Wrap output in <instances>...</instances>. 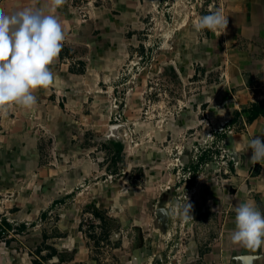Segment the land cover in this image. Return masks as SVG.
I'll return each instance as SVG.
<instances>
[{"label": "crops", "instance_id": "0c3cea01", "mask_svg": "<svg viewBox=\"0 0 264 264\" xmlns=\"http://www.w3.org/2000/svg\"><path fill=\"white\" fill-rule=\"evenodd\" d=\"M209 3L212 11L219 9L228 17L226 32L219 37L199 32L174 67H187L190 94L185 111L196 114V125L228 129L220 143L237 153L238 163L217 160L212 171L208 162L200 165L199 207L216 217L218 230L214 243L201 255L193 254L190 262L264 264V245L251 249L231 238L236 206L251 200L264 212V164H253L252 150H247L256 136L264 142V116L247 122L248 113L241 112L230 121L251 103H264V0ZM28 7L56 16L66 39L50 66L54 82L33 93L37 104L31 109L13 105L7 117L0 116V220L17 225L19 231L0 239V264L40 261L35 252L44 231H38V225L25 226L36 219L46 226L55 215L57 234L46 233V244L86 257L78 230L81 209L96 196L101 207L113 204L110 174L93 149L120 128L127 133L130 120L119 123L116 115L133 104L123 102L125 93H119V69L132 47L143 43L138 20L134 22L139 0H64L60 6L52 0H0L6 14ZM90 133L102 136L93 135V141ZM200 138L207 141L205 134ZM97 177V184L90 182ZM21 225L25 234L18 229Z\"/></svg>", "mask_w": 264, "mask_h": 264}, {"label": "rangeland", "instance_id": "374dc122", "mask_svg": "<svg viewBox=\"0 0 264 264\" xmlns=\"http://www.w3.org/2000/svg\"><path fill=\"white\" fill-rule=\"evenodd\" d=\"M209 2L139 0L134 22L138 20V38L143 43L132 47L119 69L123 77L119 93H125L123 102L133 104L128 112L117 114L119 123L130 120L127 133L120 128L93 149L111 175L112 195H107L112 197V207L99 206L98 196L95 202H85L78 230L87 255L81 258L46 244V233L57 234V215L46 226L39 219L30 220L25 228L38 225V231H44L35 252L42 264H194L191 256L201 255L214 243L216 217L200 210L196 183H200V165L208 162L212 171L213 162L225 160L220 157L226 149L220 139L228 129L195 124L196 114L185 111L190 94L187 67H174L175 59L199 34L198 18L212 11ZM189 123L194 127L188 128ZM203 134L207 141H200ZM88 135L93 141V135L102 136ZM99 179L90 182L97 184ZM184 193L194 206L193 221L161 214L160 207L182 201ZM17 227L8 232H19ZM25 228H18L21 234Z\"/></svg>", "mask_w": 264, "mask_h": 264}, {"label": "clouds", "instance_id": "9594fccd", "mask_svg": "<svg viewBox=\"0 0 264 264\" xmlns=\"http://www.w3.org/2000/svg\"><path fill=\"white\" fill-rule=\"evenodd\" d=\"M63 2L52 0L55 6ZM227 27L228 17L219 9L200 16L195 24L198 32L208 30L218 37ZM65 39L59 19L41 9L28 7L10 14L0 10V116L7 117L13 105L31 109L37 104L33 93L37 89H47L54 82L50 66L58 58ZM261 137L252 138L247 145V150H252L250 160L253 164H264ZM167 205L168 202L160 207L162 215L193 221L194 206L185 193L182 201ZM231 238L251 249L264 245V212L254 201L248 200L235 207V230Z\"/></svg>", "mask_w": 264, "mask_h": 264}, {"label": "trees", "instance_id": "16d2710c", "mask_svg": "<svg viewBox=\"0 0 264 264\" xmlns=\"http://www.w3.org/2000/svg\"><path fill=\"white\" fill-rule=\"evenodd\" d=\"M241 112H247L248 113L247 122H251L259 116H264V103L262 102L251 103L248 107L242 109L241 111H237L234 117L230 121L233 122L235 118L240 115ZM202 161H203V157L199 159L198 163L202 164ZM193 172H195V170ZM21 227L23 228L24 226L21 225L20 228ZM10 229H12L11 224L4 218L1 219L0 220V239L3 238ZM32 264H42V263L38 260H34Z\"/></svg>", "mask_w": 264, "mask_h": 264}, {"label": "built area", "instance_id": "2783aa9c", "mask_svg": "<svg viewBox=\"0 0 264 264\" xmlns=\"http://www.w3.org/2000/svg\"><path fill=\"white\" fill-rule=\"evenodd\" d=\"M119 115H116V117ZM226 150V151H225ZM222 151L220 157L221 158H225V161L227 162H231L233 164H237L238 163V155L236 152L230 151L228 149H225ZM224 153V154H223ZM188 173H190V171H188ZM107 177H111V175H108Z\"/></svg>", "mask_w": 264, "mask_h": 264}]
</instances>
